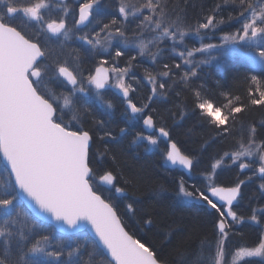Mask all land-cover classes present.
<instances>
[{
    "label": "snow or ice",
    "instance_id": "6c2138e0",
    "mask_svg": "<svg viewBox=\"0 0 264 264\" xmlns=\"http://www.w3.org/2000/svg\"><path fill=\"white\" fill-rule=\"evenodd\" d=\"M76 4L79 19L73 28L82 30L81 26L99 12L101 0H76ZM56 8H62L63 15L53 18L52 10ZM116 13L108 23L97 19L96 23L102 26L94 35L75 37L89 46V55L111 56V64L109 59H100L94 74L85 76L77 49L60 59L66 42L73 38V28H68L65 21L69 7L64 0H0V157L7 174L6 180H0V264H264V208H254L247 218L233 210L242 196V185L256 177L264 181V138L258 135L264 131V120L245 127L240 116L250 108L264 107V80L251 76L246 96L223 91L219 103L203 93L202 84L193 87L201 65L219 56L239 53L238 48L226 45L245 46L249 49L248 62L264 68V0H215L195 23L188 21L183 8L176 10L173 0H117ZM25 18L34 21L39 29L35 38L22 30L27 27ZM233 22L239 26L222 35L221 43L203 42L205 37L211 39L209 33ZM190 35L201 41L199 47L185 43ZM113 41L123 48L131 44L139 50V57H148L153 65H160L155 73L144 69L143 79L150 86V95L141 106L130 99V93L137 89L125 80L137 56H131L126 66L120 67L119 58L125 52L117 48L112 56ZM166 41L171 42L170 52L179 63L163 62L161 45ZM197 54L201 58L197 59ZM130 79L142 84L134 74ZM51 81L61 84L63 90L59 94L49 87ZM177 84L191 94L192 110L202 122L212 126L216 136L234 137L237 146L202 173L206 180L203 188L192 184L189 190L184 177H180L179 197L218 214L216 235L212 241H199L194 251L175 245V257L169 260L126 230L113 202L117 197L131 195L133 199L126 203L125 212L135 218L142 196L153 193H143L139 183L131 179H125L124 186H117V176L110 170L99 176L94 187L97 177L90 161L93 135L83 127L91 109L83 98L94 97L101 108L110 110L113 104L105 101L104 90H118L126 103L125 113H131L129 119H142L146 129L159 133H137L133 143L144 140L158 148L161 141L166 142L164 160L190 174L192 157L181 151L165 127H157L152 115H140L154 98L167 99ZM92 119L103 127L104 121ZM125 131L120 129L121 134ZM99 139L117 137L104 130ZM107 154V149L100 153L101 157ZM225 158L232 164L239 161L242 173L251 170L247 180L238 179L231 187L218 186L216 170L227 166ZM259 190L264 193V182L259 184ZM21 204L29 208L31 215L21 212ZM140 211L144 213L142 225L151 226V213L146 208ZM246 222L259 226L257 243L228 252L230 232L241 234L236 229ZM84 231H90L95 239L90 243L87 239L77 242L76 237ZM56 233L60 235L54 243ZM166 242H171V231Z\"/></svg>",
    "mask_w": 264,
    "mask_h": 264
},
{
    "label": "trees",
    "instance_id": "16d2710c",
    "mask_svg": "<svg viewBox=\"0 0 264 264\" xmlns=\"http://www.w3.org/2000/svg\"><path fill=\"white\" fill-rule=\"evenodd\" d=\"M69 7V17L65 19L68 28H73L76 20V0L64 1ZM215 0H188L185 5L184 0H173L176 10L184 9L190 23H195L202 19V14L213 5ZM74 4V5H73ZM99 12L95 13L90 18L89 23L82 30L73 28V40L67 43L64 50L65 56L72 49H77L81 56L82 67L81 70L85 76L89 72L94 71L99 62V57L89 55L86 51L89 46H84L75 41V37L79 35L89 34L94 35L95 31L99 30L102 24H97L99 19L103 23L110 22L111 18L116 13L117 0H101L98 6ZM227 16V11L223 12ZM53 18H58V15H52ZM26 28L22 30L24 33L35 38V33L39 31L35 23L25 20ZM239 25L235 22L226 23L220 26L214 33H209L211 39L207 37L204 43H221V36L234 32ZM134 27V25H133ZM44 34L40 39L43 41ZM197 42V43H196ZM170 43L166 41L161 47L164 49L162 53L163 62L179 63V59L174 57L170 52ZM185 43L189 47H199L201 41L195 36H188L185 38ZM125 55L119 58V66H126L127 60L131 56H137V60L133 61V69L129 74L130 77L134 74L137 79L141 80L142 84L138 85L135 80H128L133 84L137 90L130 93V99L137 106H141L147 102V97L150 95V86L147 81L143 79L144 69H148L155 73L160 70V65H153L148 57H139L138 50L132 48L123 50ZM114 52L111 53L113 56ZM197 58H201L200 55ZM70 59V58H69ZM104 59H109L111 64V56L106 55ZM71 63V59H70ZM178 71V70H177ZM257 76L264 80V68H258L247 60L238 56H223L218 57L215 62L206 65H201L198 69V76L194 78L193 87L201 89L203 93L210 99L216 102H222L223 91H229L234 94L246 96L249 78ZM178 79V77H177ZM49 87L59 94L63 88L61 84L56 81L49 82ZM177 92L180 95H177ZM105 101H111L113 108L106 110L98 107L91 99L84 97L83 103L91 109L90 115L83 122V127L89 130L93 135V142L90 151L91 166L94 169L96 177L99 178L105 171H112L116 176L117 186H124L125 179L135 180L139 183L143 193H153L154 195H143L142 199L137 203V215L135 218L131 214L125 212V205L131 202L133 197L129 195L127 198L117 197L113 202L117 205L118 214L121 215L125 221V228L130 234L141 239L142 242L153 247L161 256L167 257L169 260L174 259L175 253L173 247L180 244L181 247L194 251L197 244L202 239L207 238L212 241L215 239L216 228L215 223L218 214H214V210L207 209L201 204L183 202L177 195V186L181 176L185 179V186L192 190L191 185L195 184L199 188H203L206 181L202 173H205L210 168V165L216 159L223 157L225 152L232 151L236 145V139L229 137L224 139L216 136V130L206 123L202 122V118L192 110L191 94L182 84H177L173 90L168 94L167 99L154 98V102L149 105L143 115H152L157 127H165L169 133L170 138L177 143L181 151L193 159V169L190 174H185L178 169L169 167L163 158L164 150L166 149V142L161 141L158 148L148 145L147 142L137 140V133L143 132L148 135L142 125V119H129L130 115L125 113L124 101L111 93H104ZM177 105H180L179 107ZM245 127L248 124H259L264 120V107L250 108L246 113L240 114ZM92 117L97 120L104 121L101 128L100 125L93 122ZM125 128L126 131L121 134L120 129ZM104 130L111 131L116 140H100L99 135L103 134ZM156 135L155 132L151 133ZM239 135V124L237 125L236 136ZM260 138H264V131L258 133ZM157 136V135H156ZM107 149L108 154L101 157L100 153H104ZM115 158L113 162L112 158ZM225 164L216 171V183L218 186L231 187L234 186L238 179L247 180V176L251 174V170L240 172L237 164H231L225 158ZM7 179V174L5 173ZM2 179V180H4ZM260 178H253L252 181L241 186L242 196L238 202L233 206V210L238 215L245 218L251 215L252 210L264 208V193L260 192L259 184ZM94 187L96 185L94 184ZM103 188V187H101ZM113 195L114 189L111 190ZM108 195V193H104ZM141 195V193H137ZM146 208L151 213L153 224L151 226L142 225V217L144 213L140 209ZM21 212L27 210L21 204ZM258 216L261 213L257 212ZM264 222V221H262ZM48 231H52L49 227ZM171 231V242L168 243L167 237ZM236 231L239 235L230 232L229 240L227 242L228 252H233L236 248L242 245L252 246L257 243L260 236V228L250 222L239 226ZM59 234L56 233L53 237V242H56ZM77 242L85 239L91 242L87 232H81L76 237Z\"/></svg>",
    "mask_w": 264,
    "mask_h": 264
},
{
    "label": "rangeland",
    "instance_id": "374dc122",
    "mask_svg": "<svg viewBox=\"0 0 264 264\" xmlns=\"http://www.w3.org/2000/svg\"><path fill=\"white\" fill-rule=\"evenodd\" d=\"M56 2H57V3H60L59 1H56ZM74 4H75L76 12H77V15H76V20H77V19H78V16H79V10H78V6H77L76 2H75ZM74 4H73V5H74ZM52 15H58V17L62 16V15H63V10H62V8H56V9H53V10H52ZM69 15H70V13L68 14L67 17H65V19L68 18ZM47 18H49V17H48V15H47V13H46V19H47ZM25 20H26V18H25ZM87 23H88V22H87ZM74 29H75V28H74ZM72 34H73V33H70V35H72ZM41 35H42V34H41ZM43 36H44V35H43ZM72 37H73V35H72ZM53 39H55V38H53ZM60 39H62V37H61ZM72 40H73V38H72L71 40L67 41L66 44L69 43V42H71ZM220 40H221V39H220ZM196 43H197V42H196ZM197 45L200 46L199 44H197ZM225 47H226V48H229V47L238 48V49H239V53L236 54V55H232V56H238V55H239L242 59L247 60L246 56H247V53H248L249 49H247L245 46H243V45H226ZM117 48H122V50L129 49V48H132V49H134L135 51L138 50L137 48L131 46V44H130V46H129L128 48H123L122 45L119 44L117 41H113V48L110 49V52L113 53V52L115 51V49H117ZM138 51H139V50H138ZM217 51H219V50H217ZM214 54H215V53H214ZM106 55H108V54H103V55H101V56H97V57H99V59H104V57H105ZM199 55H200V54H197V56H199ZM113 56H114V54H113ZM220 57H223V56H220ZM197 59H199V58H197ZM247 61H248V60H247ZM213 62H215V60H213L212 63H213ZM98 63H99V62H98ZM97 65H98V64H97ZM254 66H256V67H258V68H261V67L258 66V65H254ZM110 75H111V74H110ZM125 80H126V82H130V81H128V80H130L129 77H126ZM88 98L91 99L94 103H96L94 97H88ZM96 105H97L98 107H100L97 103H96ZM124 108H125V110H126L125 104H124ZM128 114L131 116V113H130V112H128ZM141 125H142V127H143V120H141ZM140 141H144V140H140ZM144 142H147V141H144ZM226 159H227V161H228L229 163L232 164V162H231L230 159H228V158H226ZM245 160H246V158H245ZM238 163H239V161L237 162V165H238ZM217 170H218V169H217ZM217 170H216V171H217ZM238 170L240 171L239 167H238ZM245 171H247V170H245ZM240 172H241V171H240ZM5 177H6V176H5V172H4V165L2 164V162H1V160H0V180L4 179ZM204 179H205V178H204ZM4 180H6V179H4ZM205 181H206V180H205ZM94 184L97 186V184H98V178H97V180L94 182ZM100 187H106V186L101 185ZM178 197H179V196H178ZM179 199H180L181 201H183V202L196 203V202H193V201H185L182 197H179ZM197 204H198V203H197ZM90 239H91V238H90ZM91 240H92V239H91Z\"/></svg>",
    "mask_w": 264,
    "mask_h": 264
},
{
    "label": "water",
    "instance_id": "95a60500",
    "mask_svg": "<svg viewBox=\"0 0 264 264\" xmlns=\"http://www.w3.org/2000/svg\"><path fill=\"white\" fill-rule=\"evenodd\" d=\"M86 24H87V22H86ZM85 24V25H86ZM85 25H83V26H85ZM83 26H81V27H83ZM114 92L118 95V96H120V97H122L119 93H118V90H115L114 89ZM125 107H126V103H125ZM130 112V111H129ZM143 129L145 130V132L147 133V134H150L151 132H153V130H149V129H146L145 127H144V125H143ZM157 134L159 135V133L157 132ZM0 160H1V162H2V157H0ZM3 164V163H2ZM167 165L169 166V167H171V168H178L180 171H182L183 173H185V174H189L188 172H187V170H185V169H182V168H180V167H173V166H171L168 162H167ZM217 203H218V205H219V202L217 201ZM23 205V207L27 210V212H29V214L31 215V212L29 211V208L27 207V206H25L24 204H22ZM234 205H235V203H234ZM233 205V206H234ZM230 219V218H229ZM85 232H87V234L89 235V237L93 240V239H95V237L93 236V234L90 232V231H85ZM57 234H59V233H57ZM60 235V234H59Z\"/></svg>",
    "mask_w": 264,
    "mask_h": 264
},
{
    "label": "flooded vegetation",
    "instance_id": "af4514ba",
    "mask_svg": "<svg viewBox=\"0 0 264 264\" xmlns=\"http://www.w3.org/2000/svg\"><path fill=\"white\" fill-rule=\"evenodd\" d=\"M87 24H88V23H87ZM87 24H86L85 26L81 27V29H83L84 27H86ZM75 41L78 42V43L83 44L81 41L77 40L76 38H75ZM106 92H107V93L114 94L115 96H117V97H119V98L122 99V97L118 96V95L114 92V89H112V88H107V89H105V90H104V93H106ZM87 98H88V97H87Z\"/></svg>",
    "mask_w": 264,
    "mask_h": 264
}]
</instances>
